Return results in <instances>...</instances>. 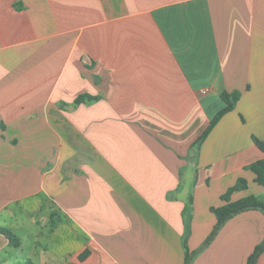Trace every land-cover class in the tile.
Returning <instances> with one entry per match:
<instances>
[{"label": "crops", "instance_id": "obj_1", "mask_svg": "<svg viewBox=\"0 0 264 264\" xmlns=\"http://www.w3.org/2000/svg\"><path fill=\"white\" fill-rule=\"evenodd\" d=\"M254 139L264 0H0V264H247Z\"/></svg>", "mask_w": 264, "mask_h": 264}, {"label": "trees", "instance_id": "obj_2", "mask_svg": "<svg viewBox=\"0 0 264 264\" xmlns=\"http://www.w3.org/2000/svg\"><path fill=\"white\" fill-rule=\"evenodd\" d=\"M222 100L225 103V107L216 114V116L211 120L207 129L202 133V135L198 138L197 142H201L205 139V137L210 133L212 128L216 125L218 120L226 113L230 112L233 109L234 103L239 98V94L234 92L231 94L223 93L221 95ZM83 97H78L75 101L76 104L84 102ZM255 145L260 149L262 153H264V145L258 140L254 139ZM248 169L255 175L254 183L264 188V158L260 159L251 165L248 166ZM247 188L246 181L244 179H238L236 184L229 188L227 192L221 197V200L224 201V204L217 208H212V212L216 217V225L210 236L207 238L203 246H206L210 241L215 237L221 225L233 215L240 213L249 209H261L264 211V205L260 200H258L253 195L244 197L237 201H230V195L235 191L245 190ZM0 233L6 236L10 241L14 240V236L11 235L8 231L4 229H0ZM264 250V241L258 245L253 253L249 256L247 264H256V260L259 255ZM195 252L189 254L186 253V264L189 263L192 256H194Z\"/></svg>", "mask_w": 264, "mask_h": 264}]
</instances>
